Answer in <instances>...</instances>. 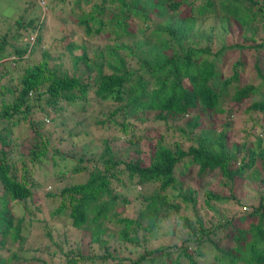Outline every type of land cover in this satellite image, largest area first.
Segmentation results:
<instances>
[{"label":"trees","instance_id":"obj_1","mask_svg":"<svg viewBox=\"0 0 264 264\" xmlns=\"http://www.w3.org/2000/svg\"><path fill=\"white\" fill-rule=\"evenodd\" d=\"M68 1L99 46L63 25L62 53L27 65L44 17L0 34V264H264V0L50 4ZM74 111L62 151L35 115ZM236 119L254 123L242 142ZM202 177L223 181L200 193ZM244 179L250 205L207 218Z\"/></svg>","mask_w":264,"mask_h":264},{"label":"rangeland","instance_id":"obj_2","mask_svg":"<svg viewBox=\"0 0 264 264\" xmlns=\"http://www.w3.org/2000/svg\"><path fill=\"white\" fill-rule=\"evenodd\" d=\"M48 5V6H47ZM71 6V3L68 1L64 4H58L53 5V3L50 4V0H0V34L3 33L8 27H14L13 20L16 16H18L21 13H24L26 17L28 18H37L38 15H40V19L44 17V35H43V41L42 45H40L33 56L24 59V62L28 64H32L34 61H37L41 58V51L43 50H49L53 56H58L60 53H62V49L57 48V45L59 44L60 36L62 35V26L66 25V27L72 29L73 35L76 39V42L78 43H84L87 47L91 48L93 45H98L100 43L97 42V40L94 37L87 36L85 34L84 29L80 26H78L76 23L72 22H64V17L67 16V11L69 10ZM28 8V11L25 9ZM46 14L47 16H43ZM46 20V21H45ZM201 32L197 33V36L200 35ZM250 34V32H249ZM28 38V37H27ZM24 39L25 41L27 40ZM104 37H100V40H102ZM21 41L17 43L18 45H25V41ZM64 53V52H63ZM66 54V53H65ZM65 54H63L65 56ZM64 56L63 59H64ZM61 57V58H62ZM61 59V60H63ZM69 59V58H68ZM64 65L66 66L68 64V61L64 59ZM22 62V64L24 63ZM25 65V64H23ZM5 83V80H1L0 84ZM11 84V83H9ZM13 84H16V81H13ZM89 95L91 97V102L89 106L85 110V114L94 115L96 111H98L99 107V101L95 99L93 91L89 92ZM246 105L249 104V101L247 100L245 102ZM71 109H74V106H69L68 111ZM76 110V109H75ZM74 116H71V119L66 122L65 126H61L59 119L56 122H53L50 120V113L46 112L45 114H42L38 112L39 115H35L36 119L40 120L42 119L44 122V126H42V132L45 134H48L50 132L49 138L52 140V144L55 147H58L62 151H67V145L63 143V141H59L60 134L65 135V130L69 127L75 126V120H80L83 118L80 112L74 111ZM72 115V113L68 112V115ZM47 115V116H46ZM70 115L68 117H70ZM19 116L22 117V114H19ZM256 117V115H254ZM260 118V117H259ZM74 119V120H72ZM26 122L22 119V122L17 125V128H12L15 131H18V129L21 126L27 125ZM264 124V122H262ZM253 121L251 120H238L234 122L231 126H229V133H230V139L231 140H237V141H244L246 138H249V136L246 135V130L255 132L253 129ZM77 126V125H76ZM30 127V125H29ZM78 127V126H77ZM80 127V125H79ZM17 129V130H16ZM28 129V128H27ZM30 129V128H29ZM30 132V130H29ZM24 135V134H22ZM97 138V137H96ZM69 167V166H68ZM66 167V168H68ZM63 169V168H62ZM195 175V174H193ZM195 179V178H194ZM207 180V179H206ZM205 180V177H202L200 180L201 184V190L200 193H203L204 188H211V189H217L220 181H223L220 177L211 178L210 182L207 184V181ZM243 183V184H242ZM188 184V183H187ZM244 184L256 188L258 186L257 181L252 179H244L242 181H237V186L232 190L234 192V195L239 196L240 199L242 198V201L235 197V199H225V200H219V201H212L211 204L213 205L212 210L207 212L205 215L207 218L215 217L218 211L224 212L228 216H231L232 214H235L239 211H241L243 205H250L247 203L250 200L251 195L245 194L247 189L244 187ZM143 195H148L149 190L141 189V187L137 186ZM47 188H49L47 186ZM232 191H230L229 186L221 187V195L228 196ZM202 201H200L198 204H200ZM251 202H255V199L252 198ZM23 256L26 258H30L34 254V250H28L27 252L22 253Z\"/></svg>","mask_w":264,"mask_h":264},{"label":"built area","instance_id":"obj_3","mask_svg":"<svg viewBox=\"0 0 264 264\" xmlns=\"http://www.w3.org/2000/svg\"><path fill=\"white\" fill-rule=\"evenodd\" d=\"M29 40L30 41H33L34 40V35L33 34L29 36Z\"/></svg>","mask_w":264,"mask_h":264}]
</instances>
